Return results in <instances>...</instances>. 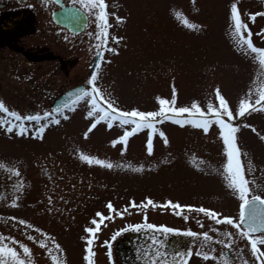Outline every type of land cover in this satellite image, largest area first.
I'll list each match as a JSON object with an SVG mask.
<instances>
[{
  "label": "rangeland",
  "instance_id": "374dc122",
  "mask_svg": "<svg viewBox=\"0 0 264 264\" xmlns=\"http://www.w3.org/2000/svg\"><path fill=\"white\" fill-rule=\"evenodd\" d=\"M126 1L123 6L121 0H110L115 13L107 18L103 63L94 81L113 107L156 111L157 97L171 100L174 88V106L196 102L207 111L209 102L219 103L214 91L219 88L235 115L239 100L248 90H253L255 99L256 90L264 86V66L237 47L231 19V5L236 3L247 24L245 35L250 30L253 43L264 47L262 2ZM124 7L127 10L123 13L120 8ZM253 11L258 14L251 23L247 14ZM98 18L94 15L95 25ZM185 18L196 27H188ZM117 37L121 39L117 41ZM99 42L96 27L92 38L79 36V57L94 56ZM113 48L117 51H111ZM81 78L62 83L60 89L46 83L45 93L19 97L28 108L39 107L36 113H40V121H15L16 127L9 132L2 121L14 118L0 112V235L27 244L31 249L29 264H54L48 248L53 249L52 254L61 264H87L89 237L93 264H123L127 261L122 260L120 248L125 257H134L137 247L150 255L157 248L156 239L164 235L178 247L160 264H224L225 251L229 253V264H257L250 244L234 226L216 223L199 211L200 207L208 208L234 220L240 215L242 201L228 186L225 175L227 156L219 126L213 121L204 132L193 125L180 126L161 119L155 125L158 131L152 134L151 154L146 145L149 129L131 135L127 145H113L111 141L130 126L122 127L114 121L109 128L101 121L89 131L94 117L87 115L91 105L86 100L56 116L50 110L53 99L75 82L86 83L91 90L92 78ZM26 106L23 105L25 110H10L21 116L34 115ZM44 112H49L50 117L45 118ZM233 122L239 123L236 139L249 181L248 196L264 199V108L249 111L245 118L235 116ZM20 123L27 128L24 134L19 132ZM41 123L46 126L42 138L35 134ZM159 131L165 133L167 143ZM81 153L110 162L112 167L88 163ZM149 198L154 203L145 207ZM167 201L193 207L173 210ZM109 202L113 205L111 211ZM98 212L102 216H97ZM94 219L99 222L98 230L88 233L87 228L97 227ZM21 220L27 223L20 224ZM27 224L33 227L27 228ZM136 224L141 225L140 230L130 227ZM145 224L157 228L149 229ZM189 231L198 235H188ZM203 232L213 239L205 242L199 235ZM225 232L234 235L228 238ZM136 238L140 246H136ZM39 239L45 240V246L38 243ZM128 239H134L135 244L129 247ZM52 241L60 246L59 251ZM5 242L22 253L18 245ZM258 247L264 249V245ZM205 252L209 253L207 258ZM150 259L151 256L148 262Z\"/></svg>",
  "mask_w": 264,
  "mask_h": 264
},
{
  "label": "snow or ice",
  "instance_id": "6c2138e0",
  "mask_svg": "<svg viewBox=\"0 0 264 264\" xmlns=\"http://www.w3.org/2000/svg\"><path fill=\"white\" fill-rule=\"evenodd\" d=\"M100 11L98 13L100 26L102 28L100 39L105 41L107 38V16L104 11L106 5L105 0H98ZM179 15V14H178ZM255 15L251 14V18L254 19ZM122 19V18H118ZM231 19L234 21V35L237 36V47L241 48L244 53L253 57L254 60H258L261 66H264V47L256 46L251 39V31L247 30L245 35V30L247 29V24L242 21L240 12L238 10V6L236 3H232L231 5ZM184 23L190 27L195 28V24H191L185 18ZM264 32V29L261 30ZM264 38V37H262ZM117 41L121 38L117 37ZM111 51L116 52L117 49L113 48ZM99 65H97L98 67ZM97 74L95 72L92 73V80L89 83L92 85L91 90L88 89H78L76 93L70 94V98L62 105H58L56 108V112L60 113L63 109L74 108L75 105L80 100H86L88 104L91 105V110L88 111L87 115L89 117H94V122L91 124V128H95L96 124L104 121L107 126L111 128L113 126L114 121H119L120 125L123 127L124 125H129V128H125L123 134L119 136L117 139L112 140L111 143L115 145L118 142H121L123 145H127L128 138L141 131L142 129H149L150 132L148 134V139L146 141L147 151L151 154L153 151V141L152 134L156 133L158 129L155 127L156 123H158L161 119L171 120L175 124L184 126V125H193L195 127L203 129L204 132H207L210 124L214 121L215 124L219 126V135L222 138L224 145V152L227 156V163L224 165L225 175L228 180V186L234 189L238 195L242 203L240 204V215L238 220H234L232 217L223 216L220 217L219 213L214 212L208 208L200 207L199 211L207 214L211 219L216 221V223H220L221 221L226 222L228 225H232L235 229L238 230L237 234L246 238L247 242L250 244L252 255L255 257L257 264H264V249L258 247V245H264V199L260 196H252L249 198L248 193L250 191L249 181L246 179L244 175L243 166L240 160L241 150L237 144L236 133L239 127V123H234L233 120L235 116H239L240 118H245L246 114L249 111H255L257 108H264V86L258 88L255 92V99H253V90L249 89L248 93L245 94L243 98H241L238 102V106L234 111L230 108L229 103L225 96L221 94L219 88H216L215 98L218 100V104H213L211 102L207 105V111L202 109L200 105L196 102H193L191 106H181L176 107L175 105V89L173 88L172 99H166L162 97H157L159 108L156 111H141L136 108L131 110H121L118 107H113V104L110 100L106 99L102 94L100 89H98L94 83ZM0 111L6 113L8 116L14 118L13 121L4 120V126L7 128L9 132H12L16 127L15 121H40L41 115L40 113H36L35 115H25L21 116L16 111H10L4 104L3 101H0ZM184 114H187L185 116ZM49 112H44L43 116L45 118L50 117ZM67 118V117H65ZM49 122H53L50 120ZM55 123L59 124V119L54 120ZM45 125L40 124L39 127L35 130V134L37 136H41L45 130ZM248 127H252L248 125ZM27 131L25 124H19V132L20 134H24ZM255 131V128H253ZM87 135V132L85 133ZM159 135L164 137V142L167 143L166 135L163 131H159ZM264 138V137H262ZM81 158L88 163H95L98 165H105L109 168L112 167L110 162H106L105 160L95 158L91 155H84L81 153ZM144 204V202H141ZM153 201L149 198L147 200V204H144L145 207L148 205H153ZM167 204L170 205L173 210L175 209H183L185 207L192 208L193 206L188 205H180L179 203H174L172 201H167ZM108 209L111 211L113 209V205L111 202L107 204ZM123 215V213H118ZM179 214V213H177ZM97 216H102L101 213H97ZM218 217H220L218 219ZM15 219V218H14ZM27 222L24 220L20 221V224H26ZM94 224H97V227H89L87 228L88 233H95L98 230L99 222L95 219L93 220ZM33 225L27 224V228H32ZM130 227L140 230L141 225H131ZM144 227L149 229L157 228V225L154 224H145ZM163 227V226H159ZM168 232H176V229H165ZM38 232H42L40 229H36ZM261 232V235L254 236L252 233ZM191 236L198 235L197 233H193L189 231L187 233ZM42 235L46 236V233H42ZM204 238V241H210L213 238L209 235L208 232L200 233ZM234 234L232 232H225L224 236L231 238ZM29 239H35V237L29 236ZM88 239V254L85 256L87 264H93L92 260V238ZM11 241L13 245H18L19 249L22 250V253L18 251L17 247L10 246L9 243L5 241ZM153 242L155 243V237H153ZM38 243L41 246H45V240L39 239ZM55 245L57 251H59L60 246L52 241ZM108 241H105V244H108ZM221 244H226L224 240L220 241ZM226 247H230V244H226ZM48 252L51 255V259L54 264H61V261L57 258L56 255H53V249L48 248ZM31 253V249L25 243L15 240L14 237H5L0 235V264H29V256ZM191 254V250H188V255ZM110 255V252H109ZM205 258L209 256V253H203ZM159 252L157 251L154 254V257H158ZM149 264H160L159 259L153 258L149 260ZM182 264L185 262L182 261ZM224 264H229V257H224ZM246 264V262H244Z\"/></svg>",
  "mask_w": 264,
  "mask_h": 264
},
{
  "label": "flooded vegetation",
  "instance_id": "af4514ba",
  "mask_svg": "<svg viewBox=\"0 0 264 264\" xmlns=\"http://www.w3.org/2000/svg\"><path fill=\"white\" fill-rule=\"evenodd\" d=\"M94 2L95 0H0V101L9 110H25L23 105L26 104L19 97L45 93L46 83L60 89L62 83H71L79 77L83 81L91 79L94 56L79 57L77 39L82 35L92 38L94 27L101 36L99 18L96 25L94 20V15L98 16L100 11L99 3L98 0ZM121 2L126 6V0ZM105 5L104 11L108 18L115 10L110 0H105ZM120 10L124 13L127 8ZM62 11L64 13L57 16V12ZM79 13L84 15L86 25L77 33L67 23L78 22ZM102 42H99L98 48L102 47ZM102 59L103 56L101 62ZM77 84L79 83L75 82L64 91ZM34 106L26 107L35 114L39 107ZM132 240L134 241L127 240L129 247L135 244ZM135 240L136 246H140L137 238ZM155 246L157 248L150 255L143 253L138 247V253L134 257H125L123 248H120V254L127 264H149L147 259L150 256L151 259L160 261L178 247L167 235L159 236ZM157 251L159 256L154 257Z\"/></svg>",
  "mask_w": 264,
  "mask_h": 264
},
{
  "label": "water",
  "instance_id": "95a60500",
  "mask_svg": "<svg viewBox=\"0 0 264 264\" xmlns=\"http://www.w3.org/2000/svg\"><path fill=\"white\" fill-rule=\"evenodd\" d=\"M61 13H64V11L62 12H57V16H59ZM56 16V14L54 15ZM78 18H81L80 21H78L79 23L77 24H71L70 22L67 23V26L69 28H71V30H73L74 32H80L83 30V28L85 27L86 25V21H85V17L83 14L79 13L78 15ZM99 57H100V52H98L94 58V61H93V65H92V68H91V73L90 75H92V73L94 72L95 70V67L97 66L98 62H99ZM86 89V86L85 85H81V86H77V87H74L72 89H70L69 91H67L65 94H63L62 96H60L53 104V110H56L57 106L58 105H62L64 104L69 98H70V94H74L77 92L78 89ZM254 233H257V232H254ZM226 255H228V252L226 251Z\"/></svg>",
  "mask_w": 264,
  "mask_h": 264
},
{
  "label": "bare ground",
  "instance_id": "6f19581e",
  "mask_svg": "<svg viewBox=\"0 0 264 264\" xmlns=\"http://www.w3.org/2000/svg\"><path fill=\"white\" fill-rule=\"evenodd\" d=\"M80 20H81V18H78V21H80ZM75 23L77 24V23H79V22H75Z\"/></svg>",
  "mask_w": 264,
  "mask_h": 264
}]
</instances>
